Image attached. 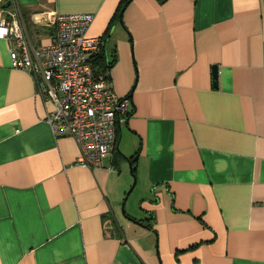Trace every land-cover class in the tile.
<instances>
[{"label": "crops", "instance_id": "1", "mask_svg": "<svg viewBox=\"0 0 264 264\" xmlns=\"http://www.w3.org/2000/svg\"><path fill=\"white\" fill-rule=\"evenodd\" d=\"M14 1L35 47L49 11L93 14L129 109L102 167L79 165L0 39V264H264V0H132L108 34L120 0Z\"/></svg>", "mask_w": 264, "mask_h": 264}, {"label": "built area", "instance_id": "2", "mask_svg": "<svg viewBox=\"0 0 264 264\" xmlns=\"http://www.w3.org/2000/svg\"><path fill=\"white\" fill-rule=\"evenodd\" d=\"M0 20V39L13 42L12 67L27 72L42 101L51 102L45 120L54 134L70 136L79 150L78 164L101 168L103 159L116 149L118 126L126 121L129 99L118 97L106 70H98L95 58L103 55L102 37L86 32L91 13H47L51 42L31 46L18 6Z\"/></svg>", "mask_w": 264, "mask_h": 264}, {"label": "water", "instance_id": "3", "mask_svg": "<svg viewBox=\"0 0 264 264\" xmlns=\"http://www.w3.org/2000/svg\"><path fill=\"white\" fill-rule=\"evenodd\" d=\"M131 1H132V0H128L127 3L124 5V7L122 8V10H121L120 13H119V23H120L121 25H122V14H123V11H124L125 7H126ZM9 5H10V3H9V2H6V3L3 5V7L6 8V7H9ZM106 56H107V55H106ZM212 78H213V85L216 86V83H217V82H216V79H217V69H216L215 66L212 68ZM137 158H138V156L135 155V156L131 159V161H129V163H128V165H129V169H130V173H131V175H132V177H133V183H132V186H131L130 190L126 193V196L124 197V201L127 200V197L129 196V194L131 193V191H132V189H133V187H134V185H135V181H136V179H135L134 172H135V170H136L135 162L137 161ZM122 212H124V211L122 210ZM135 222H136V221H135ZM136 223L142 225V224L139 223V222H136Z\"/></svg>", "mask_w": 264, "mask_h": 264}, {"label": "trees", "instance_id": "4", "mask_svg": "<svg viewBox=\"0 0 264 264\" xmlns=\"http://www.w3.org/2000/svg\"><path fill=\"white\" fill-rule=\"evenodd\" d=\"M127 1L128 0H120V2L118 4V7H117V10L115 12V15L113 16L111 22L109 23V26H108L107 33L106 34H108V30L112 26V24L114 22V19L115 20L118 19L119 13L122 10V8L124 7V5L127 3ZM95 59H96L95 60V63L97 65L99 71H101L102 73H105L106 70L108 71L109 63H107L106 60L104 59V55L101 54V57L99 56V58L96 57Z\"/></svg>", "mask_w": 264, "mask_h": 264}, {"label": "rangeland", "instance_id": "5", "mask_svg": "<svg viewBox=\"0 0 264 264\" xmlns=\"http://www.w3.org/2000/svg\"><path fill=\"white\" fill-rule=\"evenodd\" d=\"M108 60V59H107ZM129 172H130V169H129ZM133 178V177H132ZM132 186V185H131ZM131 188V187H130ZM130 188L128 189V191L130 190ZM127 191V192H128ZM136 196V194H135V192L133 193V194H131V197L130 198H128L127 199V203H128V205H130L131 204V202H133L132 201V199L134 198ZM137 204H138V202H137ZM124 208H121V211L123 210ZM125 211V210H124Z\"/></svg>", "mask_w": 264, "mask_h": 264}]
</instances>
